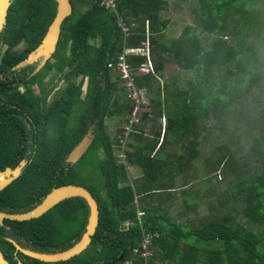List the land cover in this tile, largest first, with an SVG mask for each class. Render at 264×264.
<instances>
[{
  "label": "trees",
  "instance_id": "trees-1",
  "mask_svg": "<svg viewBox=\"0 0 264 264\" xmlns=\"http://www.w3.org/2000/svg\"><path fill=\"white\" fill-rule=\"evenodd\" d=\"M70 2L72 11L62 22L55 51L37 70L36 62L19 63L40 43L55 15V0H12L0 28V170L25 162L0 190V211H27L52 188L78 184L96 199L98 223L84 250L47 262L16 250L9 238L38 252L69 248L85 229L84 198H66L28 220L3 219L0 250L5 259L9 264H119L131 258L139 264L142 257H134L131 248L139 247L146 232H158L149 246L153 264H264V134L254 139L261 160L255 171L238 173L229 182L231 198L215 191L209 196L211 204L240 206L243 223L233 208L205 223L177 222L161 202L162 192L171 188L172 166L177 164L178 172L193 168L205 120L224 123L252 90L264 92V0H195L193 23L168 39L169 20L161 17L167 0H117L116 12L93 0ZM80 4L83 11L76 8ZM118 17L129 26L127 34ZM145 43L152 71L136 73L134 81L147 98L149 93L148 105L129 133L132 142H125L127 162L139 166L142 176L130 182L113 151L123 137L122 126L112 139L105 120L119 116L124 124L132 105L109 64L124 49ZM125 59L135 69L146 56L128 53ZM166 62L192 76L160 85L157 77ZM162 114L163 133L156 123L144 136L145 121ZM257 114L264 119V103ZM252 120L254 116L246 117L247 123ZM89 129L87 150L77 161H66ZM173 140L182 143V152L161 159L159 153ZM230 157L224 152L213 171ZM186 194L183 205L193 207L199 193Z\"/></svg>",
  "mask_w": 264,
  "mask_h": 264
},
{
  "label": "rangeland",
  "instance_id": "rangeland-1",
  "mask_svg": "<svg viewBox=\"0 0 264 264\" xmlns=\"http://www.w3.org/2000/svg\"><path fill=\"white\" fill-rule=\"evenodd\" d=\"M194 3L195 0H167L166 8L161 12V17L169 20L167 29L164 31V35L167 39L177 35L185 24L193 23L190 9ZM76 8L83 11L85 6L80 4L77 5ZM234 18L237 20V17ZM190 76H192V72L179 70L175 63L166 62L163 71L158 74L157 81L160 85L164 83L169 84L174 78ZM76 79L78 80V78ZM153 92L154 90L151 91L150 95H153ZM145 95L147 94L145 93ZM263 103L264 92L256 88L248 94L243 105L236 104L233 106L234 108L229 112L224 123L220 120L219 125H214L213 119L205 120L206 130H204V132L202 131L199 137V145L197 146L198 156L194 160L193 168L189 174L192 175V177H190V182L192 184L188 187L191 188L193 186L192 189L196 188L199 192V197L195 200L198 203V206L195 208L196 212L188 215L192 225H197L201 222L205 223L210 220L213 215L226 212L232 213V208L237 210L234 212H238L235 219L239 220L241 223L245 221V219L239 215L241 211L240 206L230 204L232 206L230 208L227 203L220 205L215 201L211 204L209 203V196L211 194L210 192L215 191L222 197L231 198V196L228 195L229 182L233 180L234 177L238 179V173L247 174L255 171L260 164L261 160L256 154L259 148H255V153L253 144H255L254 139L256 137H261L264 134V119L258 117L259 115L257 114V109L260 105H263ZM256 114L258 116H256ZM248 116L255 117V120L250 121V124L246 122V117ZM123 119L119 116L106 118L105 125L112 139L117 136V131L121 126L125 128V126L122 125ZM158 119L159 118H154V120L145 121L147 123L143 126V129L146 134L150 133L153 128L156 127V123H159ZM164 123H166V118L164 119ZM160 125H162L161 122ZM128 139L130 138L128 137ZM173 146L177 148L176 144ZM166 148H169V146L166 145ZM175 148L173 149L174 151L176 150ZM113 149L117 162L124 161L120 146L114 144ZM224 152H227V155L229 154L231 157L225 160V163L217 164L216 166L218 169L213 171L216 159ZM129 166L128 163L125 164L127 170ZM209 177L210 182L208 181ZM209 204L211 206H209Z\"/></svg>",
  "mask_w": 264,
  "mask_h": 264
},
{
  "label": "water",
  "instance_id": "water-1",
  "mask_svg": "<svg viewBox=\"0 0 264 264\" xmlns=\"http://www.w3.org/2000/svg\"><path fill=\"white\" fill-rule=\"evenodd\" d=\"M12 0H0V28L5 22L7 9ZM56 2V12L48 25L44 36L42 37L40 43L29 52L27 58L24 62L19 63L22 65L24 63H33L39 60L38 67H40L55 51L56 44L58 41L60 29L63 20L70 15L72 11V5L70 0H55ZM37 67V68H38ZM91 129L88 130L86 135L72 148L69 152L66 161L75 162L77 161L83 153L87 150L91 143ZM24 161H21L17 166L11 168L6 166L4 169L0 170V190L7 186L13 179H15L21 172ZM73 196H79L84 198L88 206V216L85 224L84 232L82 233L80 239L75 242L69 248L57 251V252H38L31 249L23 248L18 245L14 240L10 239L15 246V249L36 259L54 262L60 260H66L70 257L80 253L84 250L91 241V236L94 234L97 223H98V204L92 193L82 185L78 184H63L52 188L42 200L36 204L33 208L23 211V212H5L0 211V224H2L3 219L10 220H28L31 218L38 217L45 213L52 206L58 202ZM122 255L119 257V260ZM0 264H9L5 259L2 251L0 250Z\"/></svg>",
  "mask_w": 264,
  "mask_h": 264
},
{
  "label": "built area",
  "instance_id": "built-area-1",
  "mask_svg": "<svg viewBox=\"0 0 264 264\" xmlns=\"http://www.w3.org/2000/svg\"><path fill=\"white\" fill-rule=\"evenodd\" d=\"M103 6L104 8L116 12L117 11V0H93ZM119 25L122 28L124 34H127L129 26L123 22L121 17H118ZM146 48V49H145ZM147 44L145 43L142 47L126 48L123 53H121L113 65L115 71L119 74L124 87L127 91V97L129 98L132 108L127 115V121L123 124L125 128L122 127V138H119V145L121 149V154H123L124 161H120L124 164L127 163L126 153H125V142L129 136V133L135 131V125L140 122L142 112L146 109L148 105V98L145 95L144 88H139L136 86L134 81V75L136 73H148L152 71V62L149 58L147 51ZM128 53L141 54L146 56V60L140 63L135 69H133L130 64L126 61L125 55ZM158 236V232H146L142 240L139 242V247L131 248L132 255L142 257V261L139 264H153L149 261L151 256V249L149 246L152 244L153 238ZM119 264H133L131 258L124 259Z\"/></svg>",
  "mask_w": 264,
  "mask_h": 264
},
{
  "label": "crops",
  "instance_id": "crops-1",
  "mask_svg": "<svg viewBox=\"0 0 264 264\" xmlns=\"http://www.w3.org/2000/svg\"><path fill=\"white\" fill-rule=\"evenodd\" d=\"M149 116L153 117L152 114H149ZM156 118L158 119V126L160 125V122L162 125H160L159 129L161 131V134L164 131V119H165V115H161V116H156ZM147 123V122H146ZM145 123V124H146ZM164 123V124H163ZM144 124V125H145ZM157 126V128H158ZM152 133V132H150ZM150 133L144 132L143 129V135L147 136ZM162 136V135H161ZM161 136L159 138V141H161ZM129 142H132V136L130 139H128ZM143 145V141L139 144V143H135V145ZM176 144L175 148L173 145ZM166 145L169 146V148H166ZM165 145V148L163 150H161V152L159 153V157H161V159H165V157L168 156H174V155H179L182 150L180 149V145H182V143L179 142H175L173 141H168ZM176 149L175 151L173 149ZM129 149H132L129 146ZM157 149V148H156ZM183 162V160H182ZM130 166L127 170L128 173V180L130 182L133 181H140L141 180V169L139 166H137L136 164L133 163H129L127 162ZM191 164H193V162H190ZM178 165L176 164L173 167V173L170 174L171 176L170 181H171V188L168 190H165V192H162L161 194V199H162V207L168 212L169 216L172 217L174 220H176L177 222L179 221H187L190 225V219L188 218V215L193 214L194 212H196V210L194 211V209L196 208V206H198V203L196 201H194L191 205L193 207H185L183 205V198L186 197V191L187 193L191 194H195V193H199L198 189H192L193 186L191 188H189L188 186H190L192 183L190 182V177H192V175L190 174V171L192 170V167L189 168H182V170H179L180 172H178ZM191 166V165H190ZM196 191V192H195ZM197 199V198H196ZM140 202V201H139ZM177 206V207H176Z\"/></svg>",
  "mask_w": 264,
  "mask_h": 264
},
{
  "label": "flooded vegetation",
  "instance_id": "flooded-vegetation-1",
  "mask_svg": "<svg viewBox=\"0 0 264 264\" xmlns=\"http://www.w3.org/2000/svg\"><path fill=\"white\" fill-rule=\"evenodd\" d=\"M36 62V65H35V70H37L38 68V64H39V60L35 61Z\"/></svg>",
  "mask_w": 264,
  "mask_h": 264
}]
</instances>
